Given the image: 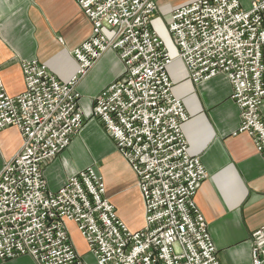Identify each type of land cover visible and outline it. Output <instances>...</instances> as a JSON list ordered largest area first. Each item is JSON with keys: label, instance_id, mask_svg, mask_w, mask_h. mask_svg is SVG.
Returning a JSON list of instances; mask_svg holds the SVG:
<instances>
[{"label": "built area", "instance_id": "1", "mask_svg": "<svg viewBox=\"0 0 264 264\" xmlns=\"http://www.w3.org/2000/svg\"><path fill=\"white\" fill-rule=\"evenodd\" d=\"M91 33L71 52L77 74L60 82L37 60L21 63L24 89L6 94L0 80V132L14 127L19 152L0 171V260L83 264L66 223L75 225L97 264H219L194 197L206 178L189 155V120L172 93L165 43L152 29L155 0H73ZM167 33L193 83L224 75L239 109L235 134L250 137L264 161V0H193L169 15ZM112 50L122 74L93 99L98 119L137 179L144 223L130 231L104 196L92 167L49 191L42 169L83 126L76 83ZM251 264H264V227L251 235Z\"/></svg>", "mask_w": 264, "mask_h": 264}, {"label": "crops", "instance_id": "2", "mask_svg": "<svg viewBox=\"0 0 264 264\" xmlns=\"http://www.w3.org/2000/svg\"><path fill=\"white\" fill-rule=\"evenodd\" d=\"M193 0H155L151 27L166 36L173 59L167 71L172 93L184 106L189 120L182 125L190 156L197 157L206 178L194 203L202 215L219 264H251V235L264 227V161L246 134H235L239 109L230 100L231 86L224 75L193 83L167 33L171 11ZM241 6L244 0H239ZM243 7V6H242ZM91 33V24L73 0H0V80L9 96L24 89L21 63L37 60L60 82L77 74L71 52ZM168 36V37H167ZM169 51V50H168ZM123 65L107 50L76 83L78 109L87 119L70 144L44 165L43 179L56 191L75 173L92 167L102 178L104 196L130 231L144 223L143 204L135 174L116 151L98 119L90 117L94 97L120 77ZM264 122V103L260 107ZM19 131L0 132V171L20 150ZM68 236L83 264H97L73 223ZM0 264H35L30 257Z\"/></svg>", "mask_w": 264, "mask_h": 264}, {"label": "rangeland", "instance_id": "3", "mask_svg": "<svg viewBox=\"0 0 264 264\" xmlns=\"http://www.w3.org/2000/svg\"><path fill=\"white\" fill-rule=\"evenodd\" d=\"M243 7V10H247L248 8H249V0H244V3H243V5H242ZM168 37V36H167ZM162 40H163V42L165 43V46H166V48H167V50H169L168 52H169V54H170V50H171V48H170V45H169V43H168V41L166 40V36H161L160 37ZM171 55V54H170ZM92 111V110H91ZM92 117V115L90 114V117L89 118H91ZM86 121H87V119L86 118H84V122H83V126L81 127V129L85 126V124H86ZM80 129V130H81Z\"/></svg>", "mask_w": 264, "mask_h": 264}]
</instances>
